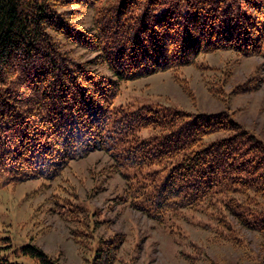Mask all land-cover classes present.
<instances>
[{"label":"trees","instance_id":"1","mask_svg":"<svg viewBox=\"0 0 264 264\" xmlns=\"http://www.w3.org/2000/svg\"><path fill=\"white\" fill-rule=\"evenodd\" d=\"M79 6L93 8L91 27L75 21ZM74 47L95 57L83 59ZM218 51L264 57V0H0V184L54 180L72 161L120 145L130 165L153 167L140 188H152L154 218L210 210L219 214V237L238 243L231 215L262 236L264 250L263 140L226 110L114 103L122 81L170 70L179 77ZM144 129L152 132L135 133ZM58 204L68 222L81 224L78 243L104 224L93 218L91 229L90 217H80L87 207ZM96 240L91 264H116L123 237ZM19 250L58 264L36 244ZM0 264L22 263L0 252Z\"/></svg>","mask_w":264,"mask_h":264},{"label":"rangeland","instance_id":"2","mask_svg":"<svg viewBox=\"0 0 264 264\" xmlns=\"http://www.w3.org/2000/svg\"><path fill=\"white\" fill-rule=\"evenodd\" d=\"M78 9L81 14L75 21L79 26L91 27L93 8ZM74 51L83 59L95 57V53L80 47H74ZM199 62L206 66L184 67L177 72L179 77L170 70L122 81L114 103L132 108L142 104L172 105L190 112L226 110L264 141V57L218 51L201 56ZM94 68L110 73L102 65ZM238 85L241 91L234 93ZM222 86V95L210 90ZM150 130L135 133L146 137ZM118 146L110 151L95 150L72 161L54 180L37 178L7 186L1 182L0 252L22 264H39L19 250L36 244L58 264H91L96 239L120 234L123 243L116 264H264L262 236L244 228L231 215L229 220L241 238L238 243L219 237L221 230L215 220L219 214L212 217L210 210L184 209L154 218L146 196L152 188H140L153 167L130 165L133 160L125 159L122 146ZM62 200L69 207L80 203L88 208V214L80 217H90L89 228L93 218L104 221L95 229V237L86 236L87 244L78 243L73 233L81 224L68 222L59 212ZM172 230L177 234L179 231V237Z\"/></svg>","mask_w":264,"mask_h":264}]
</instances>
